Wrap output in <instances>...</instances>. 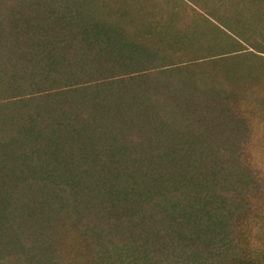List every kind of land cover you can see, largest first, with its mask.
<instances>
[{"label": "trees", "instance_id": "obj_1", "mask_svg": "<svg viewBox=\"0 0 264 264\" xmlns=\"http://www.w3.org/2000/svg\"><path fill=\"white\" fill-rule=\"evenodd\" d=\"M190 1L0 0V264H264V0Z\"/></svg>", "mask_w": 264, "mask_h": 264}, {"label": "rangeland", "instance_id": "obj_2", "mask_svg": "<svg viewBox=\"0 0 264 264\" xmlns=\"http://www.w3.org/2000/svg\"><path fill=\"white\" fill-rule=\"evenodd\" d=\"M185 1L190 6L194 7L199 13L205 15L203 13V11H200L199 10V7H197V5H194V4L189 3L188 1H190V0H185ZM193 1L198 2L199 0H193ZM200 1H202V0H200ZM237 9H239V8H236V11H238ZM186 17H187V21L189 20V18H191V16L189 14H186ZM262 93L264 94V90L262 91ZM258 130L260 132H262V130H261V128L259 126H257V131ZM258 140H259V143H258V147L256 148V151H254V160H253V163H254V166L255 167H257L259 170H261V171L264 172V132H263V134H261V135L258 136Z\"/></svg>", "mask_w": 264, "mask_h": 264}]
</instances>
